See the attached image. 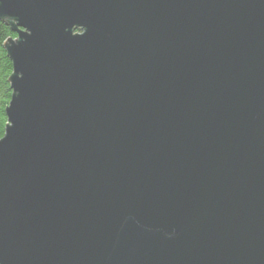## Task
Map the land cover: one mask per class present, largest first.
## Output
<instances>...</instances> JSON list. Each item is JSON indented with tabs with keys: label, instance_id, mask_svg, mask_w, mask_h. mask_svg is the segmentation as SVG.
<instances>
[{
	"label": "water",
	"instance_id": "1",
	"mask_svg": "<svg viewBox=\"0 0 264 264\" xmlns=\"http://www.w3.org/2000/svg\"><path fill=\"white\" fill-rule=\"evenodd\" d=\"M0 20V264H264V0H0Z\"/></svg>",
	"mask_w": 264,
	"mask_h": 264
},
{
	"label": "trees",
	"instance_id": "2",
	"mask_svg": "<svg viewBox=\"0 0 264 264\" xmlns=\"http://www.w3.org/2000/svg\"><path fill=\"white\" fill-rule=\"evenodd\" d=\"M15 32L0 20V139L4 135L7 124L5 116V108L11 98L12 91L10 89L8 78L12 73L11 60L4 50L3 44L8 39H15Z\"/></svg>",
	"mask_w": 264,
	"mask_h": 264
}]
</instances>
